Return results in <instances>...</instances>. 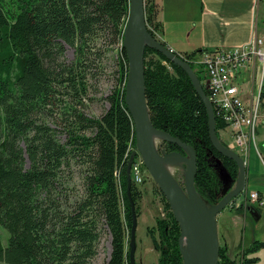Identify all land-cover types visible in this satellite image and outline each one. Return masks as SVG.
Here are the masks:
<instances>
[{
	"label": "trees",
	"instance_id": "1",
	"mask_svg": "<svg viewBox=\"0 0 264 264\" xmlns=\"http://www.w3.org/2000/svg\"><path fill=\"white\" fill-rule=\"evenodd\" d=\"M144 12L148 32L165 45L157 35L154 0H144ZM127 13L128 0H0V226L8 233L5 246L0 240V261L93 264L101 224L110 236L105 264H131L127 241L135 233L146 177L137 184L132 176L139 155L124 101L127 59L121 40ZM118 42L116 84L105 97L108 108L100 117H87L76 105L86 93L87 75L105 49ZM65 46L72 48L69 62L63 59ZM202 51L174 52L195 71L209 96L196 63ZM143 63L151 124L192 146L195 190L216 204L236 184L237 164L212 145L206 106L187 73L150 46L144 48ZM65 95L69 98L60 104ZM209 102L220 141L225 123L217 104ZM157 149L185 154L164 140ZM75 163L81 167L83 191L69 202L63 170ZM153 185L162 216L146 231L158 252L156 264H183L179 223ZM244 191L226 209L238 212L234 202ZM260 248L264 240L242 249L241 264L254 262L256 257L245 255ZM227 251L225 243L219 245L217 264H236Z\"/></svg>",
	"mask_w": 264,
	"mask_h": 264
},
{
	"label": "rangeland",
	"instance_id": "2",
	"mask_svg": "<svg viewBox=\"0 0 264 264\" xmlns=\"http://www.w3.org/2000/svg\"><path fill=\"white\" fill-rule=\"evenodd\" d=\"M264 5V0H259ZM260 31V28L258 29ZM255 32L253 38H261V34ZM166 46V45H165ZM120 42L107 47L102 53L99 61L96 62L97 67L90 71L86 78V93L81 97L78 110L87 117H100V115L108 108L105 97L110 94L112 88L116 84L117 68L116 58L119 55ZM72 48L65 46L63 59L66 62L72 60ZM256 55L253 59V65L250 66L244 74L243 82L239 89V96L243 101H253L254 96L261 92L263 84L264 66ZM197 61V58H196ZM252 75V76H251ZM253 79V80H251ZM69 98L65 95L60 98L63 104ZM261 98V96H260ZM264 106V96L261 98ZM54 126V125H53ZM59 138L64 139V134L59 127ZM89 134V131H87ZM231 140V138H229ZM163 140L160 139L155 145L158 147ZM236 153V152H235ZM247 160L246 166V192L251 190L259 191L264 196V117L256 124L253 139L250 143L248 152H240ZM238 154V153H236ZM239 155V154H238ZM161 156H163L161 154ZM240 156V155H239ZM140 164L142 177H146V181L140 184L143 193L140 199V215L137 218L136 229L133 237L128 238L127 248L135 264H156L158 252L154 249L146 228L154 225L155 217L162 216V205L159 197L153 193V180L148 172L142 169V160L139 157L135 160ZM182 167L174 174V179L183 186L184 170ZM81 167L76 163L68 169L63 170L64 179L68 181L63 184L65 195L72 202L83 191ZM222 176L226 181V174L222 171ZM244 199V198H241ZM223 218V219H222ZM218 225L219 245L223 243L224 226L230 232L231 245L228 254L235 257L236 264H241V250L248 248L254 240H264V205L260 206L257 202L246 200L240 207V212H231L228 209L222 210L216 217ZM225 224V225H224ZM8 233L0 226V240L2 245L7 243ZM110 253V236L104 225L100 224L99 238L96 244V255L93 257V264H105ZM246 258L256 257L254 262L248 264H264V248H260L256 252L247 253ZM0 264H7L0 261Z\"/></svg>",
	"mask_w": 264,
	"mask_h": 264
},
{
	"label": "water",
	"instance_id": "3",
	"mask_svg": "<svg viewBox=\"0 0 264 264\" xmlns=\"http://www.w3.org/2000/svg\"><path fill=\"white\" fill-rule=\"evenodd\" d=\"M145 46L155 48L187 73L206 106L209 136L212 145L219 153L232 159L237 164L238 177L236 184L216 204H209L195 190L196 154L192 146L154 128L150 122L145 96L143 63ZM122 47L127 59L124 101L133 123L136 151L149 176L163 194L176 221L179 223L180 236L178 245L183 264H185V261L182 251V238L192 223L197 224L202 237V248L198 257L199 264H217L219 238L216 217L229 205L233 198L246 189V166L244 160L238 154L225 147L216 137L213 109L195 71L174 51H170L168 46L155 40L148 32L145 23L144 0H128L127 19L122 31ZM152 131L160 133L162 140L176 143L184 151V155L180 152L162 154L163 156L176 154L184 161L186 168L184 170L183 186L169 176L161 167L158 161L161 153L158 152L157 146L152 141ZM130 262L135 264L131 255Z\"/></svg>",
	"mask_w": 264,
	"mask_h": 264
},
{
	"label": "crops",
	"instance_id": "4",
	"mask_svg": "<svg viewBox=\"0 0 264 264\" xmlns=\"http://www.w3.org/2000/svg\"><path fill=\"white\" fill-rule=\"evenodd\" d=\"M154 2L157 6L156 21L160 24L157 35L175 52L239 46L249 42L255 32L264 37V5L259 0H154ZM200 55L201 53L197 58ZM250 192H257L259 199L264 201L261 192L255 190ZM241 198L235 201V207H241L245 201ZM231 242L230 232L225 225L223 243L228 247L227 254ZM228 256L235 258L229 254Z\"/></svg>",
	"mask_w": 264,
	"mask_h": 264
},
{
	"label": "built area",
	"instance_id": "5",
	"mask_svg": "<svg viewBox=\"0 0 264 264\" xmlns=\"http://www.w3.org/2000/svg\"><path fill=\"white\" fill-rule=\"evenodd\" d=\"M170 51L173 50L170 49ZM256 55L263 67L264 37L252 38L249 42L239 46L218 47L203 51L196 61L204 76L203 85L209 92L207 98L217 104L221 120L225 123L224 128L219 130V139L225 147L238 153L245 165L247 160L240 152L249 151L255 126L260 118L264 117L260 92L252 97L253 101L249 102L241 100L239 96L244 74L253 65ZM132 176L137 184L142 182L138 162L132 164ZM243 198L245 201H257L260 205L264 204L257 192L244 191Z\"/></svg>",
	"mask_w": 264,
	"mask_h": 264
},
{
	"label": "bare ground",
	"instance_id": "6",
	"mask_svg": "<svg viewBox=\"0 0 264 264\" xmlns=\"http://www.w3.org/2000/svg\"><path fill=\"white\" fill-rule=\"evenodd\" d=\"M121 47H122V40H121ZM151 138L153 143L156 144L160 139H162V135L156 131H152ZM158 161L161 167L165 170V172L173 178H174V174L179 169H181L182 167L181 164H184V161L181 159V157L176 154L161 156L160 158H158ZM201 248H202V237L200 230L196 223H192L188 228L187 232L183 234V238H182V251L184 254L185 264H199L198 257Z\"/></svg>",
	"mask_w": 264,
	"mask_h": 264
}]
</instances>
